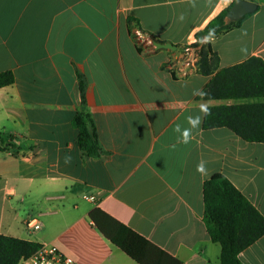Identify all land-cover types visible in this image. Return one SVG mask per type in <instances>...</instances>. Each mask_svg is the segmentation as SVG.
<instances>
[{"label":"crops","instance_id":"1","mask_svg":"<svg viewBox=\"0 0 264 264\" xmlns=\"http://www.w3.org/2000/svg\"><path fill=\"white\" fill-rule=\"evenodd\" d=\"M234 1L0 0V72L15 78L0 88V136L10 142L0 150V234L54 244L75 264H137L92 224L98 207L182 264H218L203 182L221 173L264 217V143L203 128L201 104L233 101L196 98L210 76L178 78L166 65L171 50L138 51L127 21L183 46ZM252 1L238 27L210 42L219 68L264 61V0ZM77 112L92 118L101 155L79 148ZM197 115L191 141L177 143L176 125ZM31 217L39 229L26 227ZM238 258L264 264V235Z\"/></svg>","mask_w":264,"mask_h":264},{"label":"trees","instance_id":"2","mask_svg":"<svg viewBox=\"0 0 264 264\" xmlns=\"http://www.w3.org/2000/svg\"><path fill=\"white\" fill-rule=\"evenodd\" d=\"M230 7L231 5L223 9L201 31L196 32V42L192 45L199 53L196 71L210 76L208 83L201 90L204 95H197L196 98L233 101L208 106L209 111L203 115L202 127H225L246 142L264 143V61L259 57L250 56L242 62L219 68V58L211 50L210 42H201L210 31L214 33L213 40L238 27L250 15L248 13L236 20H226L225 14ZM127 25L138 51L141 50L140 47L152 46L141 42L135 30L150 42L158 41L151 34L142 31L135 19L129 17ZM183 46H177L176 52L182 51ZM77 79L83 100V76L77 73ZM14 80L11 70L0 72V88L12 84ZM71 124L78 130L76 142L86 155L97 157L104 153L88 113L77 112ZM9 145L10 142L0 136V150ZM202 198L206 231L211 241L220 246L218 264H243L238 254L264 235V217L221 173H215L203 182ZM89 219L107 240L137 264H182L180 260L98 207L90 210ZM39 246L40 244L34 241L0 234V264H18L22 257H28Z\"/></svg>","mask_w":264,"mask_h":264},{"label":"built area","instance_id":"3","mask_svg":"<svg viewBox=\"0 0 264 264\" xmlns=\"http://www.w3.org/2000/svg\"><path fill=\"white\" fill-rule=\"evenodd\" d=\"M136 35L139 37L141 42H144L146 46H154L152 43L143 36L138 30H135ZM191 44L183 46V50L180 52L171 51L167 67L175 76L178 78H187L193 72L197 70V63L199 60V53L197 48ZM26 227L30 230H37L40 227V222L37 218H28L25 222ZM73 259L63 254L57 246L50 243H42L38 249L28 257H22L18 264H73Z\"/></svg>","mask_w":264,"mask_h":264},{"label":"clouds","instance_id":"4","mask_svg":"<svg viewBox=\"0 0 264 264\" xmlns=\"http://www.w3.org/2000/svg\"><path fill=\"white\" fill-rule=\"evenodd\" d=\"M179 20H183L184 17L183 15H180L178 17ZM214 36V33L212 31H210L205 37L202 38V43H209L211 42L212 38ZM193 95H199V96H203L204 93L200 90H194ZM200 111L202 113L207 114L209 111V108L207 105L201 104L200 105ZM201 121V117L199 115L192 117L189 116L187 117V123L189 125V127L187 128H182L181 125L177 124L174 131L176 133H178V137H177V143H182V144H188L191 139H192V132L194 129H197L199 127ZM198 172L203 173L205 171V163L203 161H201L198 165H197V169Z\"/></svg>","mask_w":264,"mask_h":264},{"label":"water","instance_id":"5","mask_svg":"<svg viewBox=\"0 0 264 264\" xmlns=\"http://www.w3.org/2000/svg\"><path fill=\"white\" fill-rule=\"evenodd\" d=\"M256 4L250 0H235L231 7L225 14L226 20H236L241 18L242 16L251 13L255 10ZM152 45L155 49H166L175 51L177 46L170 42H161L153 40Z\"/></svg>","mask_w":264,"mask_h":264}]
</instances>
